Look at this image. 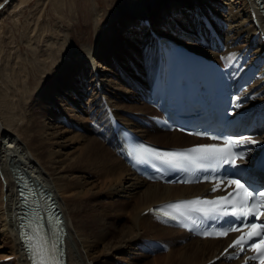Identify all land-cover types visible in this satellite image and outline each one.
I'll return each instance as SVG.
<instances>
[{"label": "bare ground", "instance_id": "1", "mask_svg": "<svg viewBox=\"0 0 264 264\" xmlns=\"http://www.w3.org/2000/svg\"><path fill=\"white\" fill-rule=\"evenodd\" d=\"M29 1L0 0V11L8 6L14 12ZM119 1L120 11L106 27L99 26L98 11H90L88 26L79 22L74 31L59 30V40L57 35L45 41L32 89L29 77L17 78L14 86L4 76L0 264H30L17 230L22 204L14 168L52 195L63 218L68 264H136L133 244L141 233L149 242L139 249L153 257L143 264H237L212 261L224 254L232 236L190 237L149 213L160 203L205 193L208 185H166L134 174L117 153L111 120L162 146L203 143L146 127L156 111L140 94L155 73L161 36L209 55L237 75L258 70L248 106L264 109V0ZM256 139L262 143L264 133ZM112 212L116 220L129 217L128 222L113 223ZM151 240H159L165 251L148 255Z\"/></svg>", "mask_w": 264, "mask_h": 264}, {"label": "snow or ice", "instance_id": "2", "mask_svg": "<svg viewBox=\"0 0 264 264\" xmlns=\"http://www.w3.org/2000/svg\"><path fill=\"white\" fill-rule=\"evenodd\" d=\"M196 134L201 135V133ZM211 139L219 140L221 138L213 136ZM258 143L260 141L248 135L238 138L228 137L222 140V144H201L182 151H162L151 146L140 145L136 158L142 162L158 161L160 165L183 171L217 172L224 165L238 168L237 161H244L248 151H250L244 146ZM240 148H244V150H235ZM203 179L215 181L211 189L213 192H216L221 184L235 185V190L228 192L227 195L217 196L213 200L197 197L193 200L169 203L152 211L156 214H163L164 217L177 221L184 227L189 226L184 221H190L191 225L196 228H199L206 220H217L231 216L233 222L229 223L228 227L204 230L199 234L205 238H218L227 236L229 232H241L242 229L247 228V233L238 236L229 245V248L239 249V252L230 256L229 259L237 258L239 253L246 250L247 246L248 250L257 253L248 259L258 260L260 264H264V222H257L264 216V190H257L251 184L246 186L240 179L213 176H204ZM183 182L188 183L190 181L185 180ZM193 214H196L195 217ZM42 229L43 225L37 224L33 228V234H21L28 241L33 264H60L59 257L56 255L57 243L55 241L50 242ZM37 241L39 242L37 243ZM250 241L251 243H249ZM245 264H248L247 260Z\"/></svg>", "mask_w": 264, "mask_h": 264}, {"label": "rangeland", "instance_id": "3", "mask_svg": "<svg viewBox=\"0 0 264 264\" xmlns=\"http://www.w3.org/2000/svg\"><path fill=\"white\" fill-rule=\"evenodd\" d=\"M7 7L5 6L0 11V92H4L5 89L4 76H9L10 85L11 82L14 85L16 81L29 77V88L32 89V85L34 87L38 83V79H35L40 76L39 71L40 67H42L40 59H43L45 55L46 49L44 48V44L47 39H57L56 36L58 35L59 40L62 38L64 31H74L77 28L76 26H79L77 24L79 22H82V25L88 26L90 11H98L97 13L100 15L99 26L106 27L110 20L117 17L121 3L119 0H30L26 6L24 5L21 9H17L14 12ZM59 30L64 31L60 33ZM25 60L27 63H25ZM38 64H41L40 67ZM35 70L37 71L36 73ZM6 91L9 92V89ZM12 102L15 103L14 100ZM123 217L121 220H116L114 212L109 216L110 221L118 226L124 224L126 221L128 222L129 217ZM145 237L141 233L140 238L133 244L134 258H136L134 262L136 264H143L153 258L147 255L144 256L145 254L138 248V245L141 246L145 243V239H149V237ZM120 262L122 263V261Z\"/></svg>", "mask_w": 264, "mask_h": 264}, {"label": "water", "instance_id": "4", "mask_svg": "<svg viewBox=\"0 0 264 264\" xmlns=\"http://www.w3.org/2000/svg\"><path fill=\"white\" fill-rule=\"evenodd\" d=\"M49 195V197H50V201H49V203H51L52 204V208H53V210L56 212V213H59V215H60V211L57 209V207H56V203H55V201L51 198V195L50 194H48Z\"/></svg>", "mask_w": 264, "mask_h": 264}]
</instances>
